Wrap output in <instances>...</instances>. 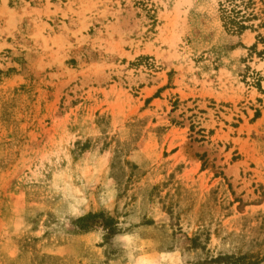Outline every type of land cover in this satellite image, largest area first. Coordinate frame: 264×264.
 <instances>
[{
    "label": "rangeland",
    "instance_id": "rangeland-1",
    "mask_svg": "<svg viewBox=\"0 0 264 264\" xmlns=\"http://www.w3.org/2000/svg\"><path fill=\"white\" fill-rule=\"evenodd\" d=\"M219 5L0 0V264H264V0Z\"/></svg>",
    "mask_w": 264,
    "mask_h": 264
},
{
    "label": "trees",
    "instance_id": "trees-1",
    "mask_svg": "<svg viewBox=\"0 0 264 264\" xmlns=\"http://www.w3.org/2000/svg\"><path fill=\"white\" fill-rule=\"evenodd\" d=\"M236 2H241L242 4H245V6H251V5H253V0H248L246 3H245V0H220V5H219L220 6V12L222 14V19L225 21L226 24L231 25V26H234V28H237L239 31H242V30L246 29V27L244 26V22L245 21L244 22L242 21L244 18L243 17H240V15H241L240 11H236V9H234L233 11H231V13L235 15V18L241 20L239 22H235L234 20H232L233 17L230 18L226 14L227 13V10H226L227 6H229V5L234 6V4ZM88 219L89 218H85V219H81L80 220L82 224L85 223L84 226H81L80 227L81 230L82 229L85 230V229H88L89 228L88 227L89 225H87L88 224L87 222H89ZM240 262H242V261H237L236 260L234 264H253L251 262H249V263H240Z\"/></svg>",
    "mask_w": 264,
    "mask_h": 264
}]
</instances>
